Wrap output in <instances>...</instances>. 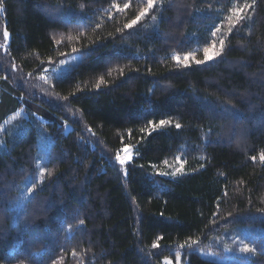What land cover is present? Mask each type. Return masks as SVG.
<instances>
[{
    "label": "trees",
    "instance_id": "obj_1",
    "mask_svg": "<svg viewBox=\"0 0 264 264\" xmlns=\"http://www.w3.org/2000/svg\"><path fill=\"white\" fill-rule=\"evenodd\" d=\"M0 2V264H264V0Z\"/></svg>",
    "mask_w": 264,
    "mask_h": 264
},
{
    "label": "snow or ice",
    "instance_id": "obj_2",
    "mask_svg": "<svg viewBox=\"0 0 264 264\" xmlns=\"http://www.w3.org/2000/svg\"><path fill=\"white\" fill-rule=\"evenodd\" d=\"M161 3H162V0H145L144 7L136 14L135 18L132 19L130 22L126 23L124 25V27L127 28V29H133V27L135 25H137L143 18H145L146 16L149 15L150 10L154 9L155 7L160 5ZM255 4H256V0H252L251 4L247 3V0H246V2L242 6L233 7L231 9V14L227 17V19L230 22H233L231 24V28L236 27V24L240 23V21L247 19V15H246V11L245 10L246 9L254 10L255 9ZM113 7L122 13V12H124L125 9H128L130 7V4L129 3H124L123 7H121L119 4H114ZM0 11H4V4L2 2H0ZM242 13H243V15H242ZM153 19H155L154 16H153ZM231 28L229 29V31H231ZM217 32H220V28L219 27H217L215 29V31H213L211 33V35L213 37H215ZM3 36H4L5 40H7L8 37H9V33H8V31L6 29L3 32ZM218 43H219V50H217L216 42H213L209 46L204 47L203 48V59H196L195 60V64L197 66L204 65V64H206L208 62H212L216 57L221 55V53H222V51H223V49L225 47V41H224L223 38H221V39H219ZM5 50L7 51L6 48H5ZM189 58L190 57L186 55L184 59H185V61H187V60H189ZM191 58L194 59V57H191ZM175 59L177 60V62H179L180 57H175ZM184 66L188 67L189 64L185 63ZM12 67H13V70H16V68H17V66L14 65V64H13ZM29 75H31V74H29ZM101 82H103V81H101ZM97 87H99V85H97ZM150 124H151L152 128L155 130V129L163 128L165 125L171 124V121L167 120V119H161L158 124H155V123H152V122H150ZM173 127L176 128V129H180L181 125L179 123H176V124L173 125ZM140 131L144 132V129L141 128ZM122 151L124 152V155L117 154L116 157H115V160L118 161L120 165H124V164H126L127 162H130L133 159V157L130 155L129 146H125L122 149ZM259 158H260L261 161H264V151H262L260 153V157ZM177 159L179 160V157H177ZM251 159L253 161H255L256 160V156L251 157ZM152 167L156 168V165H152ZM175 171L179 172V173H183V162H181L180 167H178ZM157 174L160 175V176L169 175L168 172H158ZM183 174H186V173H183ZM41 175H43V173H41ZM125 175L126 176L128 175L127 170H125ZM80 223L83 224V220H81ZM193 243H198V241H193ZM153 247H159V245L156 244V245H153ZM181 247H183V245H181ZM240 251L242 253H253V254H255L256 249L254 247H248L247 245H244L243 247L240 248ZM176 259H177V261H179L180 256L177 255ZM166 264H171V261H166Z\"/></svg>",
    "mask_w": 264,
    "mask_h": 264
},
{
    "label": "rangeland",
    "instance_id": "obj_3",
    "mask_svg": "<svg viewBox=\"0 0 264 264\" xmlns=\"http://www.w3.org/2000/svg\"><path fill=\"white\" fill-rule=\"evenodd\" d=\"M8 39L10 41V38H8ZM76 60L77 59L75 57L65 59L62 62V65L60 67H59V64H58L55 68L52 69V73L65 71L66 68H68V67L73 66L74 64H76ZM39 80L46 81L47 78H45V79H39ZM27 197H28V194L25 192V189H24V191L22 193L21 199L27 198ZM244 231L246 232V230H244ZM258 235H264V229H262V230L259 229L258 230ZM240 244H241L240 243V240H237V244L235 243L234 245L230 246V248L228 249V253H231V254L232 253L236 254L237 252L239 253L240 250L238 251L237 249H238V247H241V246H239ZM247 246L249 247V244ZM199 252H200L201 255L205 256L206 258H208V259H215V260H217V261H219L221 263L233 264L234 262H237V260H232L230 256H229L230 258L218 257L217 255H213L211 253L205 252V250H200Z\"/></svg>",
    "mask_w": 264,
    "mask_h": 264
}]
</instances>
